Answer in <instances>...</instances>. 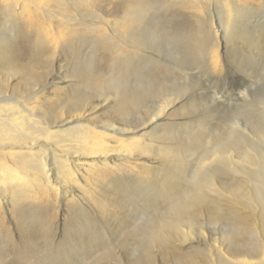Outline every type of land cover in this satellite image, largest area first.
<instances>
[{"label": "bare ground", "instance_id": "6f19581e", "mask_svg": "<svg viewBox=\"0 0 264 264\" xmlns=\"http://www.w3.org/2000/svg\"><path fill=\"white\" fill-rule=\"evenodd\" d=\"M257 1L258 5L243 0H0V208L9 215L17 208V223L24 232L18 238L19 248L12 251L16 262L7 264H121L89 216H75L64 246H53L47 234L38 230L40 248L25 226V209L19 207L34 194L50 192L62 200L75 201L77 210L99 202L102 211L103 200L91 184L99 177L96 175L104 178L106 173L115 175L105 181L113 182L119 190L120 207L141 203L145 210L157 213L169 209L174 215L170 219L152 217L142 238L147 246L167 233L180 235L182 243L190 240L196 224L193 214L203 204L218 216L225 214L226 206L243 230H252L253 216L259 211L264 231V135L256 142L238 135V140L246 143L242 160L248 164L229 169L245 175L242 181L253 185V193L244 196L241 183L234 190L225 188V135H212L196 114L198 105L193 98L169 99L147 118L140 117L137 124L127 120L132 109L141 107L142 92L159 95L176 81V71L187 75L181 67L186 59L202 58L209 72L225 79V56L232 42L262 53L264 0ZM182 10L194 13L196 37L191 41L169 32L175 61L167 62L166 76L153 81L150 74L160 58L158 39ZM244 21L250 22V31L241 28ZM63 55L77 62L100 55L109 60L108 72L83 64L73 71L77 80L62 77L59 82L35 88L39 86L37 79L20 67L24 60L33 58L45 67ZM12 72L25 74L22 88L11 85ZM69 82L79 88H94L90 87L91 94L63 98L71 88ZM238 90V99L245 102L249 86L242 83ZM217 94L212 93L211 101L225 105V95ZM111 103L112 107L108 106ZM179 103L181 109L175 108ZM104 106L111 107L123 122L94 120L92 116ZM184 111L193 114L190 122L169 119ZM202 146L208 147L188 175L185 153ZM167 169L168 173L159 176ZM144 175L150 181L148 186L128 191L121 187V178L133 176V180L143 182L140 178ZM182 181L189 185H180ZM226 192L244 197L247 203L229 202ZM185 223L187 227H183ZM11 239L0 229L1 241L11 244ZM143 251L145 254L146 248ZM257 252L256 257L237 259L219 250L224 258L219 264H264V249ZM138 261V256L132 260L135 264Z\"/></svg>", "mask_w": 264, "mask_h": 264}, {"label": "rangeland", "instance_id": "374dc122", "mask_svg": "<svg viewBox=\"0 0 264 264\" xmlns=\"http://www.w3.org/2000/svg\"><path fill=\"white\" fill-rule=\"evenodd\" d=\"M243 2L250 5H258L257 0H243ZM176 14L177 17L166 26L169 31L164 30V35L158 39L157 44L159 48L156 49L160 58L157 57L158 63L153 67V71L150 74V78L153 81H157L159 77L166 76L165 70L169 69V66L166 65L167 62L175 61V55L173 54L174 44L170 40L172 37H170L169 32H177L182 37L189 38L191 41H194L196 37V19H192L194 18V13L182 10L180 12L177 11ZM244 22L241 28L250 31L252 28L250 22ZM252 49L239 42L231 43L225 56L227 64L225 66V79H218L212 72H209L204 67L202 58L184 60L181 63V67L187 75L176 71V81L170 85L167 84V88L164 87L165 90L164 88L161 90H164V92L159 95L150 94L148 91L142 92L141 87H139L138 90L143 93L141 107L139 109H132L127 116L129 123L137 124L140 117L147 118V116L153 114L157 108L164 105L169 99L179 98V100H185L193 98V102L198 105L195 110L198 109L197 112L199 114L197 112L196 114L200 116V119L205 121L206 128L213 131L212 135H225V144L228 145V148L225 149V188H232L234 190L241 183L244 188L240 192L244 196L245 193H248V195L249 193H253L251 192L253 185L248 180L242 181L245 178L242 176L245 175H236L229 169L233 165L241 164L240 166H242L248 164L242 160L243 153L247 150L246 143L238 140V135H243L252 142H256L264 135V51L258 53ZM85 60L77 62L71 57L63 55L44 67V62L33 58L24 60L20 64V67L24 68L26 72H23L29 74V77L31 75L37 79L36 81L39 86L35 88L44 87L48 82H59V79L62 77L69 81L77 80L78 78L74 76L73 71L77 67L81 68L83 64L89 65L92 69H99L104 73L108 72L109 60L101 58L100 55H93L91 58H85ZM162 65H165V67ZM12 73L15 75L11 77V85L19 89L22 88L25 84L21 78L23 79L25 74L20 72ZM114 76L118 77V74ZM144 78L147 79V76ZM129 80H131V77ZM242 83L243 85L246 84L247 87L249 86L250 90V98L248 97L245 102H240L237 97L239 85ZM73 84L70 85L69 93L64 94L63 98L71 94L92 93V88L90 87L93 85L79 88L76 85L73 86ZM51 88L52 86L48 90ZM212 93H218L217 96L221 94L225 95V105L212 102L210 99ZM99 103L96 102L95 104ZM112 105V103L108 104L111 107ZM180 105L179 103L175 108L181 109ZM111 107H99L100 109L92 116L93 119H100L103 122L112 121L116 124L122 123L121 117L115 115ZM180 113L182 114L179 116H169V119H176V122L179 123L190 122L189 119L193 117V114L188 115L186 111ZM205 147L208 146H202L196 151L185 153L187 157L184 158V161L188 164L186 170L188 175L199 158L202 157ZM251 168L253 169L254 167ZM169 171L170 169L162 171L159 173V176ZM246 171L249 170L247 169ZM253 173H251V178L254 176ZM97 176L99 177L93 181L91 187L98 194L97 197L103 200L102 211L98 208L99 202H96L93 205L94 207L84 205L85 209L77 210L78 204L75 201L62 200L58 195L50 192L34 194L33 199L30 198L25 203H19V207L24 208L27 214L25 226L31 229L29 234L33 232L30 236L39 243L40 248L43 247H41L42 239L38 230H42L44 231L43 233L47 234L53 246H64L67 243L66 237L68 236L69 227L73 226V221L76 220L75 216L85 214L89 216L91 222L96 224L107 246L115 251V255L119 259L121 258V264H135L132 260L137 256L139 257V261L136 264H219L224 261L221 253H229L237 259L243 257L249 259L250 257H256L255 254L258 256V248L261 249L262 247L264 249V231L260 227L259 211L258 216H253L255 222L250 219L252 223H255V227L253 226L252 230H243L239 226V222L230 216L226 206L225 214L223 213L221 216H218L213 212V208L207 204H203L193 214L196 224L192 228L190 240L182 243L184 241L183 237L167 233L164 234V237H159V240L147 246L142 238L144 232L149 227L148 225L152 217H166L170 219L174 218V215L169 213V209L157 213L152 210H145L141 203L120 207L117 196L119 190L114 188L115 184L113 182L107 183L105 181L106 178L115 175L106 173L104 178L100 175ZM145 176L140 178L143 179V182L133 180V176L123 177L126 180L121 178V187H125L128 191L131 188L148 186L150 181L145 180ZM181 184L189 185V182L182 181L180 182ZM225 195L228 196L227 200L229 202L239 200L245 204L247 203V199L240 195H232L229 192H226ZM10 214L4 213L3 209L0 208V229H2L3 234L9 237L12 236L11 244H14L12 246L10 243L0 240V254L4 259V262L0 264H7L13 260V263L16 262L12 251L13 248H19L20 240L18 238L24 234L23 230L19 229L17 223V208L14 207ZM187 226L186 223L183 225V227ZM34 230L36 231L34 232ZM200 231L202 234L199 233ZM145 248L146 253L144 254L143 249ZM219 250L221 253H219ZM17 264L21 263L17 262ZM60 264L65 263L62 261Z\"/></svg>", "mask_w": 264, "mask_h": 264}]
</instances>
